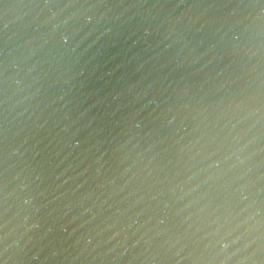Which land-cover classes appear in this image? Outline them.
Returning a JSON list of instances; mask_svg holds the SVG:
<instances>
[{
	"label": "water",
	"instance_id": "1",
	"mask_svg": "<svg viewBox=\"0 0 264 264\" xmlns=\"http://www.w3.org/2000/svg\"><path fill=\"white\" fill-rule=\"evenodd\" d=\"M0 264H264V0H0Z\"/></svg>",
	"mask_w": 264,
	"mask_h": 264
}]
</instances>
